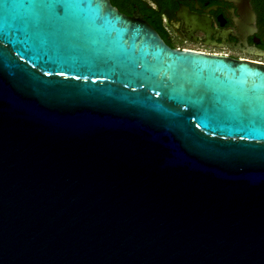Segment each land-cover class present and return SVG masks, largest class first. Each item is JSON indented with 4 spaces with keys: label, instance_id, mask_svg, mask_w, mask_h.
Returning <instances> with one entry per match:
<instances>
[{
    "label": "water",
    "instance_id": "95a60500",
    "mask_svg": "<svg viewBox=\"0 0 264 264\" xmlns=\"http://www.w3.org/2000/svg\"><path fill=\"white\" fill-rule=\"evenodd\" d=\"M0 264H264V66L0 0Z\"/></svg>",
    "mask_w": 264,
    "mask_h": 264
},
{
    "label": "flooded vegetation",
    "instance_id": "af4514ba",
    "mask_svg": "<svg viewBox=\"0 0 264 264\" xmlns=\"http://www.w3.org/2000/svg\"><path fill=\"white\" fill-rule=\"evenodd\" d=\"M146 20L171 49L189 48L264 66V0H110Z\"/></svg>",
    "mask_w": 264,
    "mask_h": 264
},
{
    "label": "built area",
    "instance_id": "2783aa9c",
    "mask_svg": "<svg viewBox=\"0 0 264 264\" xmlns=\"http://www.w3.org/2000/svg\"><path fill=\"white\" fill-rule=\"evenodd\" d=\"M181 50H190V51H195V52H200V53L216 54V53L205 52V51L198 50V49L181 48ZM216 55H218V54H216Z\"/></svg>",
    "mask_w": 264,
    "mask_h": 264
}]
</instances>
